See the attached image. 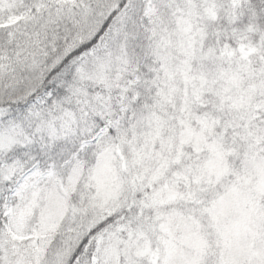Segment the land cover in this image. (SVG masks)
I'll list each match as a JSON object with an SVG mask.
<instances>
[{"label": "snow or ice", "instance_id": "6c2138e0", "mask_svg": "<svg viewBox=\"0 0 264 264\" xmlns=\"http://www.w3.org/2000/svg\"><path fill=\"white\" fill-rule=\"evenodd\" d=\"M0 264H264V0H0Z\"/></svg>", "mask_w": 264, "mask_h": 264}]
</instances>
